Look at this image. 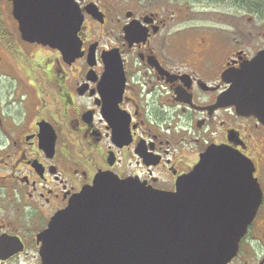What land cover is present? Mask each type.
<instances>
[{"label":"flooded vegetation","instance_id":"af4514ba","mask_svg":"<svg viewBox=\"0 0 264 264\" xmlns=\"http://www.w3.org/2000/svg\"><path fill=\"white\" fill-rule=\"evenodd\" d=\"M64 1L81 19L72 59L22 38L35 0H17L16 15V0H0V264H39L40 233L96 174L174 192L213 146L253 161L260 213L264 124L228 95L230 74L264 49V12L249 0ZM52 3L39 16L57 18ZM227 264H264V215Z\"/></svg>","mask_w":264,"mask_h":264},{"label":"water","instance_id":"95a60500","mask_svg":"<svg viewBox=\"0 0 264 264\" xmlns=\"http://www.w3.org/2000/svg\"><path fill=\"white\" fill-rule=\"evenodd\" d=\"M40 1L35 16L19 17L22 38L57 48L66 59L79 56L76 4L52 0L59 12L52 18L39 16ZM20 5L16 0L15 15ZM62 8L67 15L61 19ZM230 80L236 112L264 124V49ZM254 171L242 153L213 146L176 180L174 192L99 173L39 235L41 264H227L262 202ZM185 236L193 243L190 252L181 244Z\"/></svg>","mask_w":264,"mask_h":264},{"label":"rangeland","instance_id":"374dc122","mask_svg":"<svg viewBox=\"0 0 264 264\" xmlns=\"http://www.w3.org/2000/svg\"><path fill=\"white\" fill-rule=\"evenodd\" d=\"M220 10V9H219ZM232 11H235V9H231ZM242 23H243V25H244V27H245V24H246V21H245V19L242 21ZM253 25H254V23L253 24H246V28L247 29H249V28H253ZM252 50L250 49V51L249 52H251ZM44 56H46V54H38V58H37V60H39L41 57H44ZM24 62L21 58H18L15 62L16 63H19V62ZM16 70V72H17V74H13L12 76H14V77H16L17 75H21V76H24L23 75V73H18L19 72V70L20 69H15ZM36 71H37V69H36ZM5 79H3V78H1L0 79V107L1 108H3V107H5V102H6V100H7V96L9 95V94H7L6 92H5V90H4V88H6V81H4ZM9 82H10V80H8ZM260 137H262V139L261 138H259V142H258V144L257 145H254L253 146V151L255 152V151H257L259 154L257 155V158H259L260 157V154H262V153H260V147H259V145L260 146H264V134H260ZM261 159L262 160H258V162H259V165H258V168H259V170H258V173H259V175H260V179H261V181H262V184H263V186H264V155H262L261 156ZM262 203V202H261ZM260 207V206H259ZM258 211H259V209H258ZM257 211V221H260V219L261 218H263V212H264V206L262 207V210H261V212L259 213ZM16 264H33L32 262H26V260L24 259V258H21L20 259V261L19 260H17V262H16ZM39 264H41V262L39 263Z\"/></svg>","mask_w":264,"mask_h":264},{"label":"bare ground","instance_id":"6f19581e","mask_svg":"<svg viewBox=\"0 0 264 264\" xmlns=\"http://www.w3.org/2000/svg\"><path fill=\"white\" fill-rule=\"evenodd\" d=\"M181 244L184 245V249H185L187 252H190V251H192V250L194 249V247H193V243H192L190 237L185 236V237L183 238V240H181ZM191 262H192V261H191L190 259H188V260L186 261V263H191Z\"/></svg>","mask_w":264,"mask_h":264},{"label":"trees","instance_id":"16d2710c","mask_svg":"<svg viewBox=\"0 0 264 264\" xmlns=\"http://www.w3.org/2000/svg\"><path fill=\"white\" fill-rule=\"evenodd\" d=\"M253 7L260 9L261 12H264V0H249V10L252 11L254 9Z\"/></svg>","mask_w":264,"mask_h":264}]
</instances>
